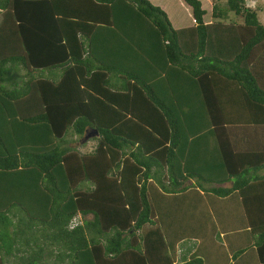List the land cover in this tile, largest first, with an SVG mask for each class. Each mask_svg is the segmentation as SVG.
Listing matches in <instances>:
<instances>
[{"label": "trees", "instance_id": "1", "mask_svg": "<svg viewBox=\"0 0 264 264\" xmlns=\"http://www.w3.org/2000/svg\"><path fill=\"white\" fill-rule=\"evenodd\" d=\"M170 1L0 0V264H264V25Z\"/></svg>", "mask_w": 264, "mask_h": 264}, {"label": "rangeland", "instance_id": "2", "mask_svg": "<svg viewBox=\"0 0 264 264\" xmlns=\"http://www.w3.org/2000/svg\"><path fill=\"white\" fill-rule=\"evenodd\" d=\"M215 1H216L218 6L226 7L227 0H215ZM245 2H246L247 6H249L250 8H252L256 11L257 18H258L259 22L264 25V0H246ZM170 3L172 4L173 9L176 10L177 16L180 19L185 18V21L186 20L188 21V19L186 17H184L185 16L184 9L182 10L179 7V5L176 4L175 2H173L172 0L170 1ZM204 5L206 8L208 7V3L206 1L204 2ZM179 18H177V19H179ZM229 19L234 20L235 17L231 13H229ZM238 21H241V20L239 19ZM176 22H178V21L176 20ZM176 22H174V23H176ZM72 139H73V141H72L71 145L74 147H78L80 149V151H82V152L91 150L95 144V140H93L92 137H87L86 139L83 140V139H80L78 136H73Z\"/></svg>", "mask_w": 264, "mask_h": 264}, {"label": "crops", "instance_id": "3", "mask_svg": "<svg viewBox=\"0 0 264 264\" xmlns=\"http://www.w3.org/2000/svg\"><path fill=\"white\" fill-rule=\"evenodd\" d=\"M231 243H232V246H236V245H238V244H239V242H238V238H237V237L233 238V240L231 241ZM197 247H198V245H197ZM195 248H196V246L191 247L190 251H192V250L195 249ZM253 259L255 260V256L253 257Z\"/></svg>", "mask_w": 264, "mask_h": 264}, {"label": "water", "instance_id": "4", "mask_svg": "<svg viewBox=\"0 0 264 264\" xmlns=\"http://www.w3.org/2000/svg\"><path fill=\"white\" fill-rule=\"evenodd\" d=\"M95 134H96V132H94ZM94 134H89V135H85L84 137H83V140L84 139H86L87 137H92Z\"/></svg>", "mask_w": 264, "mask_h": 264}]
</instances>
